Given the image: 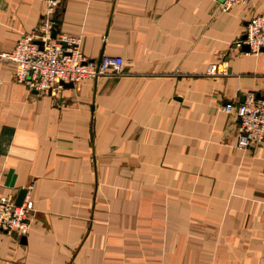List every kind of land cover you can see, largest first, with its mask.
<instances>
[{"label":"crops","instance_id":"1","mask_svg":"<svg viewBox=\"0 0 264 264\" xmlns=\"http://www.w3.org/2000/svg\"><path fill=\"white\" fill-rule=\"evenodd\" d=\"M56 1L55 33L120 72L48 94L0 59V195L32 200L0 264H264V143L237 147L222 109L264 99V50L233 45L264 0ZM45 5L0 0V50Z\"/></svg>","mask_w":264,"mask_h":264},{"label":"built area","instance_id":"2","mask_svg":"<svg viewBox=\"0 0 264 264\" xmlns=\"http://www.w3.org/2000/svg\"><path fill=\"white\" fill-rule=\"evenodd\" d=\"M246 1L219 0L217 7L225 11L237 2ZM56 4V0H46L36 30L20 34L11 49L0 50V59L14 65L13 77L39 93L54 94L62 82L118 74L122 61L119 56H101L98 61L89 59L81 53L77 36L66 33L50 36L51 14ZM242 43L252 50L264 46V13L254 14L246 21L243 34L234 40L233 45L239 47ZM225 67L223 62L211 63L206 71L208 74H224ZM222 109L237 117V147L264 143V99L246 94L237 103L225 102ZM31 208L32 200L27 195L20 203H15L11 195H0V231L23 234Z\"/></svg>","mask_w":264,"mask_h":264},{"label":"water","instance_id":"3","mask_svg":"<svg viewBox=\"0 0 264 264\" xmlns=\"http://www.w3.org/2000/svg\"><path fill=\"white\" fill-rule=\"evenodd\" d=\"M51 20H52V25H51L50 33L49 34H50L51 37H53L55 35V32L57 31V25L59 23V20L56 18L55 13L53 14ZM243 46L242 47H243L244 50H248L247 44H244ZM260 50H264V46H260ZM100 57H101V54H99L97 56L96 60L98 61L100 59ZM62 85L63 86H71L72 85V82H62ZM24 192H25V189L24 188H20L17 191V193L14 196V202L15 203H20V201L23 198Z\"/></svg>","mask_w":264,"mask_h":264}]
</instances>
